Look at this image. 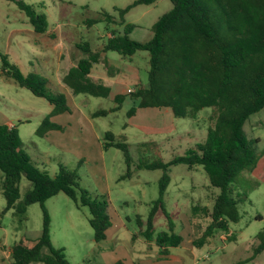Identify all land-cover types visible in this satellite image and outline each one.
I'll return each instance as SVG.
<instances>
[{
  "label": "rangeland",
  "instance_id": "374dc122",
  "mask_svg": "<svg viewBox=\"0 0 264 264\" xmlns=\"http://www.w3.org/2000/svg\"><path fill=\"white\" fill-rule=\"evenodd\" d=\"M23 1L46 14L49 24L47 33L35 32L14 2L0 0V54H6L23 74L35 73L44 78L48 91L64 95L70 111L51 120L61 127L60 130L46 132V136L37 135L35 132L41 118L48 114L51 106L46 99L34 96L1 75L0 109L12 123L18 125L22 120L18 126L19 137L24 151L34 162L50 175L58 171L59 165L74 170L80 187L92 197L107 201L110 218L105 239L95 242L88 223V208L78 207L60 192L44 202L50 216L52 245L63 248L70 264H192L193 250L205 251L207 247L211 253L204 264H230L247 255L249 243L253 244V240H249L259 231H264V171L257 165L259 160H264V108L252 114L243 125L245 138L257 140L252 142V147L258 169L242 170L232 182L233 196L238 200L242 217L237 223H231L229 230L216 231L213 240L210 239V246L194 245L193 241L201 236L209 219L205 216L193 218L189 215V207L197 204L211 207L219 189L209 186L201 166L192 169L184 164L170 166V182L164 194L165 208L182 242L179 247L171 248L168 256L163 258L154 241L148 243L138 234L136 224L138 215L145 221L150 202L158 195L161 170H137L135 165L140 161H168L203 142L207 128L214 122L212 109L203 108L193 118H175L172 115L167 117L169 109L138 108L134 116L128 117L127 110L136 107L137 100L125 92L126 97L119 110L92 117L93 112L115 105L113 96L119 88L114 86L108 97L75 94L61 78L78 58L85 56L78 45L86 42L92 51H96L112 31L117 33L122 30L120 25L104 21L87 25L86 20L100 17L102 12L117 15L114 8H123L134 0ZM171 7L169 0H157L151 5L139 4L131 8L124 17L125 22L135 25L129 36L137 41L148 40L152 36L154 22ZM55 35L60 36L62 47L56 45ZM107 56L118 58L115 51H108ZM136 57V63L127 59L119 61L126 65L138 64V75L141 82L146 83L148 54L137 51ZM122 86L125 90L130 84L123 82ZM105 131L114 134V141L127 144L135 164L132 165L130 178L119 179L126 169L124 157L116 147L103 148ZM29 189L31 183L21 176L18 202L23 200ZM4 206L5 199L0 192V245L8 250L22 236L35 238L42 226L40 205H28L22 221H19L14 209L3 212ZM255 214L260 215V220L255 218ZM166 224L165 216L158 213L153 223L154 234L167 231ZM240 228V243L226 239V236L234 237L235 230ZM220 235L226 241L223 248L218 241ZM1 255L5 261L0 260V264H7L9 261L0 249Z\"/></svg>",
  "mask_w": 264,
  "mask_h": 264
},
{
  "label": "trees",
  "instance_id": "16d2710c",
  "mask_svg": "<svg viewBox=\"0 0 264 264\" xmlns=\"http://www.w3.org/2000/svg\"><path fill=\"white\" fill-rule=\"evenodd\" d=\"M8 1L14 2L26 15L35 32L48 30L43 11H37V7L23 0ZM155 1L134 0L123 8H114L117 15L102 12L100 17L87 19V25L104 21L120 25L122 30L112 31L96 51H92L86 42L78 45L85 56L67 71L62 82L75 94L107 97L109 87L88 77L93 63L99 62L101 54L108 51L128 58L137 51H146L147 82L136 85L127 93L137 100L136 107L127 110L128 117L138 108H168L175 118H193L203 108L212 109L214 122L207 128L203 142L168 161H140L135 165L127 144L114 141L110 131L104 133L103 148L116 147L122 151L126 169L120 180L132 176V165L137 170H161L158 195L151 200L145 221L138 215L136 224L138 233L146 241H154L159 255L166 257L169 249L182 241V237L174 232L173 219L165 208L164 194L170 182V166L184 164L188 169L201 166L209 186L219 189L211 207L202 204L191 207L193 217L209 219L194 244L203 245L216 231L229 230L230 224L237 223L242 217L238 200L233 196L232 182L242 170H252L257 160L252 147V142L257 140L245 138L243 125L252 114L264 108V0H169L172 7L154 22L152 36L146 41L132 39L129 35L135 25L125 22L126 13L136 5H150ZM0 71L18 87L52 105L50 113L36 129L37 135L61 129L50 121V117L70 110L63 94L48 91L46 80L39 75L23 74L6 54H0ZM125 97V94H116L113 107L97 110L92 117L119 110ZM0 174V192L5 199L3 212L14 209L22 221L28 205L38 203L42 211V226L36 237L22 236L11 246V264H70L63 248H55L51 243L50 216L44 205L48 198L60 192L78 207L88 208V223L95 242L105 239L110 225L107 201L92 197L80 187L74 170L59 165L58 171L50 175L37 166L24 151L15 126L0 124ZM21 176L31 183V189L18 202ZM243 197L247 198L245 194ZM158 213L165 216L167 231L154 234L153 223ZM255 239L257 243L252 254L231 264H244L264 250V231H259Z\"/></svg>",
  "mask_w": 264,
  "mask_h": 264
},
{
  "label": "crops",
  "instance_id": "0c3cea01",
  "mask_svg": "<svg viewBox=\"0 0 264 264\" xmlns=\"http://www.w3.org/2000/svg\"><path fill=\"white\" fill-rule=\"evenodd\" d=\"M157 1V0H156ZM156 1L154 2V3H156ZM153 4V3H152ZM151 5V4H150ZM127 14V13H126ZM45 33H47V31L45 32ZM59 38V39H58ZM55 39H57V41H56V45L58 46V47H62L63 45H62V43H61V41H60V36H57V35H55ZM117 53V52H116ZM118 54V58L117 59H114V58H108V56H107V52H105V53H102L101 54V56H100V60H99V62H96V63H93V65H92V67H91V69H90V72H89V74H88V77L92 80V81H94V82H96V83H101V84H103V85H105V86H107V87H109V89H110V91H109V94H108V96L112 93V88L114 87V86H116V87H118L119 88V91L118 92H116V94H125V92H126V90H127V88H131V89H134L135 88V86L136 85H138V84H142V82H141V79H140V77H139V75H138V72H139V66H138V64L137 65H126V64H123V62H121V61H119V60H121V59H127L130 63H132V62H134L135 61V63H136V61L138 60V57H136V53H134L132 56H130L129 58L128 57H123L122 55H120L119 53H117ZM80 58H82V57H80ZM80 58H78V60L80 59ZM77 60V61H78ZM77 61H76V63L75 64H73L71 67H73V66H76V64H77ZM70 67V68H71ZM69 68V69H70ZM125 70H127V71H125ZM68 69V70H69ZM109 69L111 70V72L109 71ZM67 70V71H68ZM125 72H124V71ZM0 75H1V77H3L5 80H7V81H9V79H7V78H5L3 75H2V73H1V71H0ZM64 76V75H63ZM63 76H62V78H63ZM62 78H61V81H62ZM11 81V80H10ZM123 82H125V84L127 85V84H130V86H126L125 87V90L124 89H122L123 88V86H122V83ZM127 82V83H126ZM143 83H145V82H143ZM71 90V89H70ZM72 91V90H71ZM124 91V92H123ZM114 94V93H113ZM116 94H114V96L116 95ZM107 96V97H108ZM114 96H113V101H114ZM125 99V98H124ZM49 103V102H48ZM49 105L51 106V109H52V105L49 103ZM51 109H50V111H51ZM141 109V108H140ZM149 109H156V108H149ZM157 109H168V108H157ZM50 111L48 112V114L50 113ZM70 111V110H69ZM68 111V112H69ZM136 112V111H135ZM65 113V112H64ZM47 114V115H48ZM62 114V113H61ZM58 115H60V114H58ZM166 115H167V117H168V115H169V117L172 115V113H171V111H170V109L168 110V112H166ZM55 116H57V115H53V116H51L50 117V121L55 117ZM134 116V115H133ZM173 116V115H172ZM45 117V115L41 118V121H42V119ZM132 117V116H131ZM174 117V116H173ZM18 118V117H17ZM24 118H26V119H24V120H28L27 118L28 117H24ZM18 119H21V118H18ZM41 121H40V123H41ZM51 122H53V121H51ZM22 123V120L21 121H19V124L17 125V124H14V123H12L11 121H10V119L7 117V115H5L4 114V112H3V110H1L0 109V124H4V125H7V126H15L16 128H17V130H18V126L20 125ZM53 123H55V122H53ZM56 124V123H55ZM53 130H55V129H53ZM58 130V129H57ZM51 130H49V131H47V133H49ZM47 133H45L43 136H46L47 135ZM18 134H19V130H18ZM263 160V159H262ZM262 160H259L258 161V163L259 164H257L259 167H260V170H261V167H262V170L264 171V166H263V163H264V160L262 161ZM36 163V162H35ZM36 165L37 166H39L41 169H44V167H41V165H38L37 163H36ZM255 166L254 167V171L256 170V169H258V166ZM45 170V169H44ZM54 175V174H53ZM262 179H264V178H262ZM2 194V193H1ZM49 199V198H48ZM47 199V200H48ZM202 205H205V204H202ZM191 207L192 206H190L189 207V215H191ZM207 207H209V206H207ZM192 216V215H191ZM193 217V216H192ZM0 218H1V216H0ZM191 218V217H190ZM193 218H196V217H193ZM255 218L256 219H259L260 220V215L259 214H255ZM241 230H242V228H240L239 230H235V236L234 237H231V240H228V241H233L234 243H236V244H238V243H240L242 240H240L239 238L242 236L241 235ZM39 232V231H38ZM174 232H175V224H174ZM216 233V232H215ZM214 233V235L212 236V237H209L206 241H205V243L203 244V246H205V245H207V246H210V239H211V241L213 240V237L216 235ZM139 234V233H138ZM256 236V235H255ZM255 236H254V238L253 239H251V240H249V242L250 241H252L253 240V244H250L249 243V250L247 251L248 253H247V255H245L243 258H241V259H244V258H246V257H248V256H250L251 254H252V251H253V248L256 246V243H257V241H256V239H255ZM51 239V238H50ZM226 239H227V237H226ZM146 241V240H145ZM218 241H220L221 242V244H222V248L225 246L224 244L226 243V241H225V238L222 236L221 237V235H220V238H219V240ZM146 242H148V241H146ZM152 241H149L148 243H151ZM182 242V241H181ZM147 243V244H148ZM181 244V243H180ZM179 244V245H180ZM179 245L177 246V247H179ZM195 245V244H194ZM177 247H173V248H177ZM0 249H1V252H2V254L8 259V261L9 262H7V264H11V258H10V253H11V248L10 249H8V250H6L5 249V247L4 246H2V245H0ZM146 249H147V247H146ZM171 249V248H170ZM170 249H169V251H170ZM148 250V249H147ZM159 253V252H158ZM210 249L207 247V250H205V251H203V250H193V259H192V264H204L205 262H208V260H209V257H210ZM262 255V256H261ZM2 256V255H1ZM168 256V255H167ZM166 256V257H167ZM261 256V257H260ZM166 257H163V258H166ZM260 259H259V258ZM0 260L3 262V261H5V260H3V256L2 257H0ZM238 260H240V259H238ZM238 260H236V261H238ZM236 261H234V262H236ZM234 262H232V263H234ZM231 264V263H230ZM244 264H264V250L263 251H261L260 253H258L251 261H248V262H246V263H244Z\"/></svg>",
  "mask_w": 264,
  "mask_h": 264
},
{
  "label": "built area",
  "instance_id": "2783aa9c",
  "mask_svg": "<svg viewBox=\"0 0 264 264\" xmlns=\"http://www.w3.org/2000/svg\"><path fill=\"white\" fill-rule=\"evenodd\" d=\"M132 91H133V89H131V88H127V90H126L127 93H130Z\"/></svg>",
  "mask_w": 264,
  "mask_h": 264
}]
</instances>
